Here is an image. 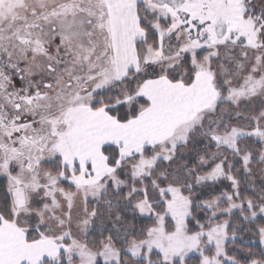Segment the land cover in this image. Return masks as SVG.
Here are the masks:
<instances>
[{"label": "snow or ice", "instance_id": "1", "mask_svg": "<svg viewBox=\"0 0 264 264\" xmlns=\"http://www.w3.org/2000/svg\"><path fill=\"white\" fill-rule=\"evenodd\" d=\"M0 264H264V0H0Z\"/></svg>", "mask_w": 264, "mask_h": 264}, {"label": "trees", "instance_id": "2", "mask_svg": "<svg viewBox=\"0 0 264 264\" xmlns=\"http://www.w3.org/2000/svg\"><path fill=\"white\" fill-rule=\"evenodd\" d=\"M0 182H2V179H0Z\"/></svg>", "mask_w": 264, "mask_h": 264}]
</instances>
